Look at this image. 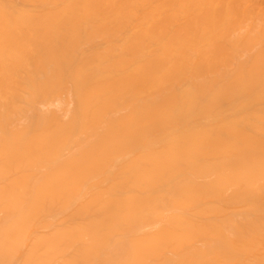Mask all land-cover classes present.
Here are the masks:
<instances>
[{
  "label": "bare ground",
  "instance_id": "obj_1",
  "mask_svg": "<svg viewBox=\"0 0 264 264\" xmlns=\"http://www.w3.org/2000/svg\"><path fill=\"white\" fill-rule=\"evenodd\" d=\"M0 264H264V0H0Z\"/></svg>",
  "mask_w": 264,
  "mask_h": 264
}]
</instances>
